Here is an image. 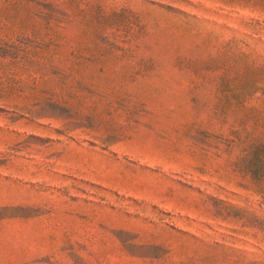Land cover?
Here are the masks:
<instances>
[{"label": "rangeland", "instance_id": "1", "mask_svg": "<svg viewBox=\"0 0 264 264\" xmlns=\"http://www.w3.org/2000/svg\"><path fill=\"white\" fill-rule=\"evenodd\" d=\"M0 264H264V0H0Z\"/></svg>", "mask_w": 264, "mask_h": 264}]
</instances>
